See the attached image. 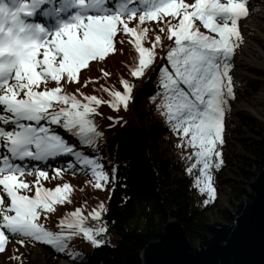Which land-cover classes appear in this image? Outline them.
<instances>
[{
	"label": "snow or ice",
	"instance_id": "6c2138e0",
	"mask_svg": "<svg viewBox=\"0 0 264 264\" xmlns=\"http://www.w3.org/2000/svg\"><path fill=\"white\" fill-rule=\"evenodd\" d=\"M107 2L56 0L53 5L49 0H20L18 6L10 7L0 0V186L11 201L7 204L0 198V250H5L10 236L22 237L20 243L45 242L60 252L66 251L68 241L78 233L94 246L104 243L97 235L106 233V227L84 226L86 218L79 208L71 213V219L60 220L58 231L40 223L42 214L46 215L53 203L63 202L62 190L67 191L70 185L46 188L41 178H58L61 169H55L49 177L37 164L24 162L70 156L73 159L66 162L68 171H77V165L89 170L97 189L110 182L102 162L94 153L83 151L85 147L97 148L103 135L92 116L97 112L94 105L104 101L95 95L67 93L61 82L76 81L78 72L89 61L114 51L117 25L134 37L139 61L131 76H142L156 57L155 47L161 43V36H155L152 48L142 45L147 29L129 27L124 19L131 20L138 10L141 24L162 20L166 28L160 31H166L172 41L166 47V65L158 69L161 91L152 99L161 101L157 107L167 123L185 144L196 149V163L188 171L202 165L197 177V184L203 183L200 192L214 194L210 168L221 156L215 148L222 143V119L229 98H234L229 70L234 49L243 42L238 21L249 16L245 0H195L191 4L185 0H139V5L134 0H116L114 8H109ZM42 5H48L45 8L50 11L74 8L75 13L70 20L60 22L57 29L49 30L26 19ZM196 20L208 31H201ZM51 82L55 86H50ZM120 82L123 92L102 86L111 97L113 109L121 103L126 107L129 100L130 83L127 79ZM56 127L71 133L81 147L68 143ZM33 175L35 180L26 179ZM33 188V195L22 194L33 192ZM103 213L101 203L89 215L99 222Z\"/></svg>",
	"mask_w": 264,
	"mask_h": 264
},
{
	"label": "trees",
	"instance_id": "16d2710c",
	"mask_svg": "<svg viewBox=\"0 0 264 264\" xmlns=\"http://www.w3.org/2000/svg\"><path fill=\"white\" fill-rule=\"evenodd\" d=\"M185 3L192 2L185 0ZM134 4L139 5V0H134ZM107 6L111 8L109 2ZM124 19L129 27L139 25L147 29L141 39L144 47L152 48L155 36H161V43L155 47L156 57L143 75L131 76L133 66H138L139 54L132 43L134 37L125 34L122 25H117L118 32L113 38L114 51L104 58L89 61L78 72L76 81L61 82L67 93L95 95L104 101L94 105L97 112L92 116L103 135L97 148L85 147L83 151L89 155L94 153L111 180L105 187L97 189L89 170L77 165V171H68L66 162L73 158L61 157L57 166L61 169L59 177L49 179V186L54 189L57 185L68 183L70 188L62 190L63 202L53 203L40 219L46 228L58 231L60 220L71 219V213L79 208L86 218L84 226L93 229L106 227V233L97 235L104 243L94 246L82 233H78L68 241L66 251L60 252L45 242L33 241L31 244L46 256V261H32L28 254L19 251L13 257L16 264H57L60 259L74 264H141L139 252L158 238L169 217L180 224L194 246L198 236L207 233L211 214L217 212L221 222L231 223L228 209L243 197L251 180V171L257 167L256 160L264 154L261 141L263 124L247 113L232 116L230 112L231 100L247 101V97L258 90L260 82L255 76L263 74L251 72L238 80L233 78L234 98H229L222 119V143L218 142L215 148L221 156L212 162L210 168L214 194L201 193L199 188L203 183L198 185L197 177L201 175L198 168L202 165L188 171L196 163V149L185 144L167 123L162 109L157 107L161 101L152 99L161 91L158 69L166 65V47L172 43L166 31H160L166 25L162 20H146L141 24L139 10L131 20ZM194 23L201 31H208L199 20ZM261 46L264 50V45ZM122 79L130 83L129 100L126 107L121 103L118 109H113L109 103L111 97L103 88L123 92ZM50 86H55V82H51ZM56 131L68 143L78 149L81 147L77 138L62 127H56ZM202 180L207 182L204 177ZM26 194L33 195L32 192ZM223 196L227 200L226 207L221 204ZM101 203L104 213L97 222L89 211L98 209ZM0 264H5L1 256Z\"/></svg>",
	"mask_w": 264,
	"mask_h": 264
},
{
	"label": "water",
	"instance_id": "95a60500",
	"mask_svg": "<svg viewBox=\"0 0 264 264\" xmlns=\"http://www.w3.org/2000/svg\"><path fill=\"white\" fill-rule=\"evenodd\" d=\"M261 141L264 145V136ZM256 164L243 197L229 212L231 223H208L207 233L200 234L193 246L180 224L169 217L158 238L139 252L140 263L264 264V154Z\"/></svg>",
	"mask_w": 264,
	"mask_h": 264
},
{
	"label": "rangeland",
	"instance_id": "374dc122",
	"mask_svg": "<svg viewBox=\"0 0 264 264\" xmlns=\"http://www.w3.org/2000/svg\"><path fill=\"white\" fill-rule=\"evenodd\" d=\"M193 1V0H192ZM195 0L193 1V3ZM224 2V0H222ZM246 8L249 10V16L246 18H241V20L238 21V28L241 31L242 35V43L238 45L237 48L234 49V55L231 58V62L233 63V67L230 70V75L233 76L234 79L238 80L244 75H250L251 72L257 73L261 72L263 75H257L256 74V80L260 82L259 88L256 92H254L250 97H247V101H232L231 104V112L236 113H247L243 109H234V105H242L246 104L249 106L250 110H254V114L248 115L254 117V119L258 120L263 124L264 126V118L261 117L260 113L262 110H264V102L257 101V97L261 91V89L264 87V68L262 66L257 65L254 63V60L262 61L263 55L262 52H264L263 47L261 45H264V0H245ZM255 45H257L261 50L259 51L256 49ZM264 136V133H263ZM43 186L44 181L43 180ZM46 185V182H45ZM2 191V190H1ZM3 192V191H2ZM2 194V193H1ZM3 197L5 199H9V203H11L10 198L7 197L6 193L3 192ZM221 204L222 207L227 206V200L226 197H221ZM236 204V203H235ZM235 206V205H234ZM233 208H229V212L233 210ZM89 212H92L91 210ZM213 220H219V216L217 212L214 214H211L210 220L208 223L213 222ZM9 243L6 244L5 250H0L2 261L5 264H16L12 260L10 262L7 261V258L13 256L14 252L16 250L22 251L23 253H26L29 255V259L32 261H39L40 263H44L46 261V256H44L37 247H34L35 245L31 243H20L19 241H16L11 236L9 237ZM198 242V240H197ZM196 242V244H197ZM195 246V245H194ZM64 261L65 263L72 264L68 260L61 259V262ZM33 263V262H32ZM59 264V263H57Z\"/></svg>",
	"mask_w": 264,
	"mask_h": 264
},
{
	"label": "bare ground",
	"instance_id": "6f19581e",
	"mask_svg": "<svg viewBox=\"0 0 264 264\" xmlns=\"http://www.w3.org/2000/svg\"><path fill=\"white\" fill-rule=\"evenodd\" d=\"M255 47H256V49H258L259 51L261 50V48H259L257 45H255ZM262 55L264 56V52H262ZM255 62L254 63H256L257 65H259V66H262L263 68H264V57H263V59H262V61H257V60H254ZM257 101H262V102H264V87L261 89V91H260V93H259V95H258V97H257V99H256ZM251 108V107H250ZM249 108V106L248 105H244V104H242V105H240V104H236V105H234V109H250ZM254 111V110H253ZM255 112V111H254ZM260 113V115H261V117L262 118H264V110H262L261 112H259ZM24 243H31V242H24ZM34 247H37V246H34ZM38 248V247H37ZM16 252H19V250H16L15 252H14V254H13V256H11V257H9V258H7V260L8 259H11V260H13V257H14V255H15V253ZM20 252H22V251H20ZM59 264H69V263H65L64 261H62L61 262V260H59Z\"/></svg>",
	"mask_w": 264,
	"mask_h": 264
}]
</instances>
